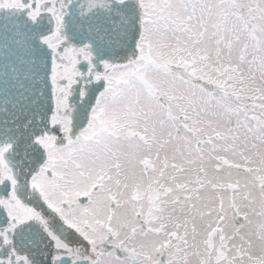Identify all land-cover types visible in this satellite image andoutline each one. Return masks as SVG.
I'll return each mask as SVG.
<instances>
[{"label": "snow or ice", "instance_id": "obj_1", "mask_svg": "<svg viewBox=\"0 0 264 264\" xmlns=\"http://www.w3.org/2000/svg\"><path fill=\"white\" fill-rule=\"evenodd\" d=\"M0 264H264V0H0Z\"/></svg>", "mask_w": 264, "mask_h": 264}]
</instances>
